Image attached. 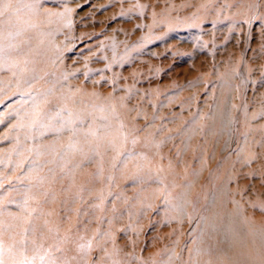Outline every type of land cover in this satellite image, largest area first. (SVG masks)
Wrapping results in <instances>:
<instances>
[{"label":"rangeland","instance_id":"rangeland-1","mask_svg":"<svg viewBox=\"0 0 264 264\" xmlns=\"http://www.w3.org/2000/svg\"><path fill=\"white\" fill-rule=\"evenodd\" d=\"M11 4L4 264L264 261V0Z\"/></svg>","mask_w":264,"mask_h":264},{"label":"snow or ice","instance_id":"snow-or-ice-1","mask_svg":"<svg viewBox=\"0 0 264 264\" xmlns=\"http://www.w3.org/2000/svg\"><path fill=\"white\" fill-rule=\"evenodd\" d=\"M10 9H12L11 0H0V15H4ZM0 264H4L2 259H0Z\"/></svg>","mask_w":264,"mask_h":264},{"label":"bare ground","instance_id":"bare-ground-1","mask_svg":"<svg viewBox=\"0 0 264 264\" xmlns=\"http://www.w3.org/2000/svg\"><path fill=\"white\" fill-rule=\"evenodd\" d=\"M214 224H215V223H214ZM215 227H216V228H218L216 225H215ZM238 228H239V229H238ZM238 228H236V227H235L234 229H235V230H239L238 232H243V231H242V230H243V228H241V227H238ZM233 233H236V232H233ZM233 233H232V234H233ZM239 235H240V237L242 236V234H241V233H239ZM261 263L263 264V263H264V261H260V264H261ZM249 264H251V262H250Z\"/></svg>","mask_w":264,"mask_h":264}]
</instances>
